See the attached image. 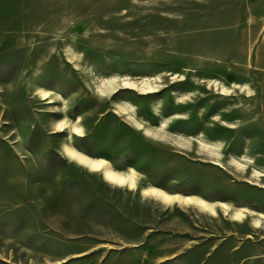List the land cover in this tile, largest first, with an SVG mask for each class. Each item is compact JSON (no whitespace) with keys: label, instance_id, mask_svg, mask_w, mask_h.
Here are the masks:
<instances>
[{"label":"rangeland","instance_id":"1","mask_svg":"<svg viewBox=\"0 0 264 264\" xmlns=\"http://www.w3.org/2000/svg\"><path fill=\"white\" fill-rule=\"evenodd\" d=\"M0 264H264V0H0Z\"/></svg>","mask_w":264,"mask_h":264},{"label":"bare ground","instance_id":"2","mask_svg":"<svg viewBox=\"0 0 264 264\" xmlns=\"http://www.w3.org/2000/svg\"><path fill=\"white\" fill-rule=\"evenodd\" d=\"M93 166H98V164L97 163H94Z\"/></svg>","mask_w":264,"mask_h":264}]
</instances>
